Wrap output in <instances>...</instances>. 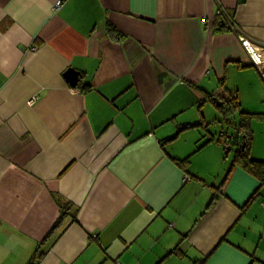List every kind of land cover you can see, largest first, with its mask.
I'll use <instances>...</instances> for the list:
<instances>
[{
    "label": "crops",
    "instance_id": "1",
    "mask_svg": "<svg viewBox=\"0 0 264 264\" xmlns=\"http://www.w3.org/2000/svg\"><path fill=\"white\" fill-rule=\"evenodd\" d=\"M247 47L264 0H0V264H264L260 181L213 99L264 160Z\"/></svg>",
    "mask_w": 264,
    "mask_h": 264
},
{
    "label": "trees",
    "instance_id": "2",
    "mask_svg": "<svg viewBox=\"0 0 264 264\" xmlns=\"http://www.w3.org/2000/svg\"><path fill=\"white\" fill-rule=\"evenodd\" d=\"M226 15L228 17L227 20L224 19L221 15H218V17L221 19L222 22L231 23V16L228 13H226ZM108 31L113 33L115 32L112 27H109ZM230 95L228 97L223 98L222 100L218 98L213 99L218 104L220 112L225 117L227 124L232 126L235 130V134H228L227 132H225L226 136H232L237 141V146L232 157L231 166L236 164L245 169L253 176H255L257 179H259L260 185L256 192L261 193V189H264V160H255L249 156V147L252 138V132L249 127L250 114L241 111L239 109V103L237 102L236 98L231 97ZM235 111H237V120H233V118H230L231 115L235 114ZM64 210L65 207L62 206L61 217L63 216L62 211Z\"/></svg>",
    "mask_w": 264,
    "mask_h": 264
},
{
    "label": "built area",
    "instance_id": "3",
    "mask_svg": "<svg viewBox=\"0 0 264 264\" xmlns=\"http://www.w3.org/2000/svg\"><path fill=\"white\" fill-rule=\"evenodd\" d=\"M222 16L224 19L227 20V15L226 12L219 8L217 10V16ZM31 49H34V47H31ZM247 52H248V56L250 61L252 62V64L257 68L259 76L262 80V82H264V50H258L256 48H246ZM35 101V97L31 98L29 100V103H32ZM237 141L236 139H234L232 136H226L225 141L223 142V149L225 150V152L227 153L233 146L236 147L237 146ZM188 177H184V179H187ZM262 194H264V190H262ZM262 203H264V201H262Z\"/></svg>",
    "mask_w": 264,
    "mask_h": 264
},
{
    "label": "water",
    "instance_id": "4",
    "mask_svg": "<svg viewBox=\"0 0 264 264\" xmlns=\"http://www.w3.org/2000/svg\"><path fill=\"white\" fill-rule=\"evenodd\" d=\"M65 77L71 85H76L79 80V73L73 69H68L65 72ZM243 146V144H242Z\"/></svg>",
    "mask_w": 264,
    "mask_h": 264
},
{
    "label": "rangeland",
    "instance_id": "5",
    "mask_svg": "<svg viewBox=\"0 0 264 264\" xmlns=\"http://www.w3.org/2000/svg\"><path fill=\"white\" fill-rule=\"evenodd\" d=\"M260 79H261V78H260ZM262 83H264V82H262ZM261 104L264 105V97H262ZM256 107H257V106L253 107V108L250 109V110H256ZM244 108L246 109V107H244ZM257 108H258V107H257ZM246 110H247V109H246ZM231 155H232V153L229 154V159H231Z\"/></svg>",
    "mask_w": 264,
    "mask_h": 264
}]
</instances>
